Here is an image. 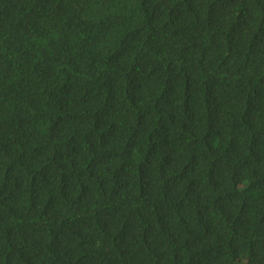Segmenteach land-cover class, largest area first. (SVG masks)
I'll list each match as a JSON object with an SVG mask.
<instances>
[{
  "label": "trees",
  "instance_id": "1",
  "mask_svg": "<svg viewBox=\"0 0 264 264\" xmlns=\"http://www.w3.org/2000/svg\"><path fill=\"white\" fill-rule=\"evenodd\" d=\"M0 264H264V0H0Z\"/></svg>",
  "mask_w": 264,
  "mask_h": 264
}]
</instances>
